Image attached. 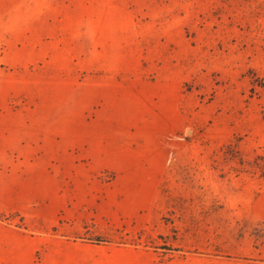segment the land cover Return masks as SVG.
<instances>
[{"label":"rangeland","instance_id":"374dc122","mask_svg":"<svg viewBox=\"0 0 264 264\" xmlns=\"http://www.w3.org/2000/svg\"><path fill=\"white\" fill-rule=\"evenodd\" d=\"M4 6L20 32L37 14L24 60L0 66V105L26 111L0 222L43 235L34 262L56 245L91 264H264V0Z\"/></svg>","mask_w":264,"mask_h":264},{"label":"crops","instance_id":"0c3cea01","mask_svg":"<svg viewBox=\"0 0 264 264\" xmlns=\"http://www.w3.org/2000/svg\"><path fill=\"white\" fill-rule=\"evenodd\" d=\"M9 2L10 0H0V66L13 64L12 61L21 62L24 60L21 55L28 49L29 45L28 23L24 20L37 18V14L31 13V16H28V12L25 11L22 23L26 25V29L23 30L24 32H20V19L18 21V17L12 16V11L4 6L5 3ZM16 15L19 14L16 13ZM37 40L31 41L35 50L37 49ZM7 88H0V101L5 102L7 93L11 94V89ZM3 106L0 105V195L11 194L12 192V189H10L11 168L8 165L11 162L10 154L12 150L26 146L21 133V123L23 122L21 116L23 117L26 111L20 108L17 109V112ZM23 123H26V120ZM5 163H8L7 169L4 166ZM8 180L9 183H7ZM43 240V235H36L28 240L25 235L13 232L0 222V264H77L80 262L91 264L90 254L88 258L85 256L83 261L75 252L60 251L59 248H56V245H52L51 250L48 248L45 256L47 260L51 261L47 262L45 259L46 262H34L37 251L39 249L43 250ZM42 257L44 258V256ZM62 259L68 261L62 262ZM175 264H182V262L176 261ZM199 264H205V262ZM206 264H213V262H206ZM229 264H236V262H230Z\"/></svg>","mask_w":264,"mask_h":264}]
</instances>
